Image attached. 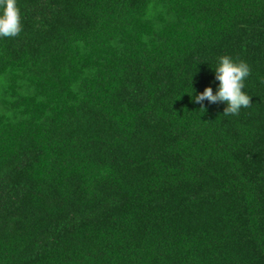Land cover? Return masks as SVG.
Wrapping results in <instances>:
<instances>
[{
  "label": "trees",
  "instance_id": "obj_1",
  "mask_svg": "<svg viewBox=\"0 0 264 264\" xmlns=\"http://www.w3.org/2000/svg\"><path fill=\"white\" fill-rule=\"evenodd\" d=\"M0 38V264H264V0H18ZM252 104L193 103L218 58Z\"/></svg>",
  "mask_w": 264,
  "mask_h": 264
},
{
  "label": "clouds",
  "instance_id": "obj_2",
  "mask_svg": "<svg viewBox=\"0 0 264 264\" xmlns=\"http://www.w3.org/2000/svg\"><path fill=\"white\" fill-rule=\"evenodd\" d=\"M23 29L22 13L18 0H0V38L16 37ZM214 68L215 80L219 81L213 90L212 85L202 92L193 94V103L204 108L208 104H225L224 116L239 115L242 108H248L252 95L246 91L245 82L251 74L250 65L244 60H236L231 55L218 58Z\"/></svg>",
  "mask_w": 264,
  "mask_h": 264
}]
</instances>
